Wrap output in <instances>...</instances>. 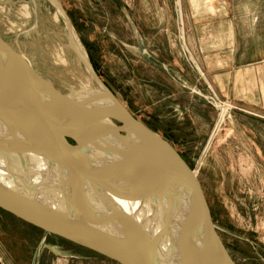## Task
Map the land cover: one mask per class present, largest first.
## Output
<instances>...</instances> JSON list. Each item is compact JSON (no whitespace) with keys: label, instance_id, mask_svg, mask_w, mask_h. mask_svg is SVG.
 Returning a JSON list of instances; mask_svg holds the SVG:
<instances>
[{"label":"rangeland","instance_id":"1","mask_svg":"<svg viewBox=\"0 0 264 264\" xmlns=\"http://www.w3.org/2000/svg\"><path fill=\"white\" fill-rule=\"evenodd\" d=\"M195 1L215 0H58V6L51 0H0V38L56 91L72 96L96 86L73 50L75 37L107 92L194 172L235 264H264V125L221 98L196 59L194 26L185 21L195 16L189 9ZM117 138L111 142L127 150L130 137ZM0 215L11 221V231L4 227L0 236L1 258L116 264L39 229L33 239L29 223L6 211ZM14 237L16 245L9 246Z\"/></svg>","mask_w":264,"mask_h":264},{"label":"water","instance_id":"2","mask_svg":"<svg viewBox=\"0 0 264 264\" xmlns=\"http://www.w3.org/2000/svg\"><path fill=\"white\" fill-rule=\"evenodd\" d=\"M88 71L93 78L91 67ZM94 81L100 83L98 79ZM109 96L112 104L95 105L62 95L0 38V125L21 135L23 142L13 147L10 143L14 137L0 136V151L14 156L33 153L59 166L68 176L71 195L62 200L72 214L58 225L36 213L31 204L17 200L2 185L0 209L45 234L77 244L116 264H162L153 249L147 251L135 236L118 234L113 221L120 217L133 223L127 214L104 215L85 193L88 189L107 188L132 202H150L155 208L163 204L164 234L160 242L166 240V231L170 230L167 223L180 197L185 211H178L176 216L181 219L169 236L167 233L175 263L235 264L218 237L194 172L168 142L130 116L110 93ZM99 119L108 121L97 126ZM89 123L104 134L122 138L131 134L135 140L125 141L127 151H104V141L92 133ZM96 149L115 157L102 161L92 156Z\"/></svg>","mask_w":264,"mask_h":264},{"label":"bare ground","instance_id":"3","mask_svg":"<svg viewBox=\"0 0 264 264\" xmlns=\"http://www.w3.org/2000/svg\"><path fill=\"white\" fill-rule=\"evenodd\" d=\"M51 1L57 6L58 0ZM70 31L72 36L73 32L71 28ZM71 42L74 44V46L72 45L74 47L73 50L77 52L81 61L87 67L86 70H90V66L85 55L77 48L75 37ZM93 79L97 80L95 76H93ZM35 91L38 93L37 90ZM77 93H72L73 95L71 97L74 101L79 103L83 102L95 105L112 104L109 93L102 85H100V83H96V86L88 92ZM42 97L43 94H41V98ZM48 102L55 105L52 101ZM99 120L100 121L97 120L98 122H96L97 126L101 124L105 125V123H107L106 121H108H105L104 119ZM89 124L90 129L94 132L95 136L98 137L99 140L104 141V145L102 146L104 151L108 148L127 151L125 148L112 143V139L119 142L117 136H109L103 133L102 137L101 134H99L101 131L94 128V125L91 126V123ZM104 135L108 139L110 138L109 142L105 140ZM0 136L7 138L14 137L15 140L10 143V146L13 147H18L21 143H23L21 135L10 131V129L2 125H0ZM129 137L130 139L135 140L134 135L130 134ZM3 147L5 148L4 145ZM92 156L100 157L102 161L115 157L113 155L111 157H107L104 153H102V150L100 151L98 149L92 151ZM67 177V174L64 173L59 166L54 165L53 162L42 156L33 153H29L25 156H14L6 155L0 151V185H2L8 193L10 192L9 194H12L17 200L23 204H31L36 213L47 216L53 221L58 222V225H63V222L67 219L68 215L72 214L68 211L64 201L62 200V197H69L71 195L69 192V181L67 182ZM85 196L88 197V199L92 201L95 206H97L96 208H99L98 210L100 213L102 212L104 215L125 213L133 220V223L135 224L125 218L119 217L114 219L113 224L118 234L126 238L135 236L134 238L139 239L147 251L153 249L160 263L177 264L175 263L173 251L170 248V240L167 239V233L169 236V233L180 221L181 218L179 219V217L176 216L178 211H185V207L181 204L180 197H177L175 202L177 210H174V214L171 215L169 218L170 220L167 223L170 230L166 231V240H164L165 242H160V236L164 234L162 232V216L164 213L163 204L160 203L157 205V208H155L150 202H132L120 197L115 190H109L107 188L104 190L97 188L95 191H90L88 189L86 190ZM179 206H182L181 209ZM158 242V247L155 249L154 245Z\"/></svg>","mask_w":264,"mask_h":264},{"label":"crops","instance_id":"4","mask_svg":"<svg viewBox=\"0 0 264 264\" xmlns=\"http://www.w3.org/2000/svg\"><path fill=\"white\" fill-rule=\"evenodd\" d=\"M189 9L195 10V16L185 19L194 26L192 51L213 89L233 106L262 121L247 118L264 125V0L195 1ZM10 223V217L0 215V236L6 227L11 231ZM30 226L34 239L38 228ZM22 230L26 231L25 227ZM16 237L11 242L9 239V246L16 245ZM25 237L22 243H26ZM1 255L0 249V264H26L19 256Z\"/></svg>","mask_w":264,"mask_h":264}]
</instances>
